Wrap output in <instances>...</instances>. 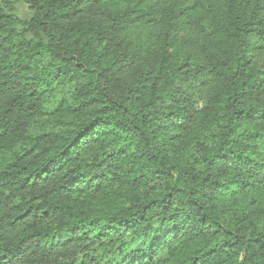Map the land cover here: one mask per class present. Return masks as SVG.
<instances>
[{
	"label": "trees",
	"instance_id": "16d2710c",
	"mask_svg": "<svg viewBox=\"0 0 264 264\" xmlns=\"http://www.w3.org/2000/svg\"><path fill=\"white\" fill-rule=\"evenodd\" d=\"M17 1L0 264H264V0Z\"/></svg>",
	"mask_w": 264,
	"mask_h": 264
},
{
	"label": "rangeland",
	"instance_id": "374dc122",
	"mask_svg": "<svg viewBox=\"0 0 264 264\" xmlns=\"http://www.w3.org/2000/svg\"><path fill=\"white\" fill-rule=\"evenodd\" d=\"M7 1L12 4V8H14L13 10L18 15H20L23 18H29L31 11L29 10L28 6L25 3L19 2L17 0H7Z\"/></svg>",
	"mask_w": 264,
	"mask_h": 264
},
{
	"label": "snow or ice",
	"instance_id": "6c2138e0",
	"mask_svg": "<svg viewBox=\"0 0 264 264\" xmlns=\"http://www.w3.org/2000/svg\"><path fill=\"white\" fill-rule=\"evenodd\" d=\"M88 135H89V133L84 134V140H86L88 138ZM67 158L71 159V153L67 154Z\"/></svg>",
	"mask_w": 264,
	"mask_h": 264
}]
</instances>
